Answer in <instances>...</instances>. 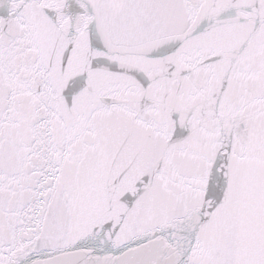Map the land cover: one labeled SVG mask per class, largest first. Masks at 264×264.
<instances>
[{
  "label": "snow or ice",
  "instance_id": "1",
  "mask_svg": "<svg viewBox=\"0 0 264 264\" xmlns=\"http://www.w3.org/2000/svg\"><path fill=\"white\" fill-rule=\"evenodd\" d=\"M0 264H264V0H0Z\"/></svg>",
  "mask_w": 264,
  "mask_h": 264
}]
</instances>
